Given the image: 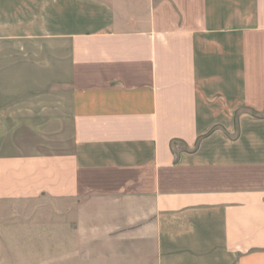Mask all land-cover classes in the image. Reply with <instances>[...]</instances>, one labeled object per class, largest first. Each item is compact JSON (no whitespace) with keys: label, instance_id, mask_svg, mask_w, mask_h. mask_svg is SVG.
<instances>
[{"label":"crops","instance_id":"obj_1","mask_svg":"<svg viewBox=\"0 0 264 264\" xmlns=\"http://www.w3.org/2000/svg\"><path fill=\"white\" fill-rule=\"evenodd\" d=\"M0 264H264V0H0Z\"/></svg>","mask_w":264,"mask_h":264}]
</instances>
